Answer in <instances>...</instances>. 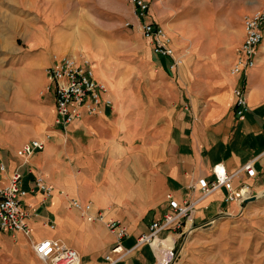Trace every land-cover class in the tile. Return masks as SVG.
<instances>
[{
	"label": "crops",
	"instance_id": "obj_1",
	"mask_svg": "<svg viewBox=\"0 0 264 264\" xmlns=\"http://www.w3.org/2000/svg\"><path fill=\"white\" fill-rule=\"evenodd\" d=\"M123 1L132 21L162 26L172 34L177 52L186 47L189 52L171 68L169 56L146 47L149 66L139 74L136 67L124 70L118 60L86 49L112 104H102L97 114L83 111L65 128L54 121V86L47 72L54 58L50 47L39 44V26L18 20L26 40L0 43L14 51L0 61H7L0 65V160L5 175L15 169L21 173L26 189L21 204L31 228L28 236L0 229V264H45L31 258L32 243L43 237L74 247L80 264H105L115 242L107 219L124 224L123 246L134 245L151 222L163 219L169 209L167 194L196 195L191 185L199 176L212 180L216 162L233 172L256 157L255 175L241 170L232 183L264 188V27L253 66L241 75L230 71L235 47L243 39V16L263 8L264 0H201L199 10L186 9L181 17L168 0H147L148 9L139 19L133 4ZM199 34L211 35L201 39ZM236 86L246 89L249 104L242 117L234 109ZM32 138L43 139L44 147L25 156L22 143ZM37 175L50 187L47 196ZM226 192L221 186L205 197L194 212L195 222L233 206L224 201ZM71 197L90 202L91 208L83 213L70 204ZM98 212L102 218L95 217ZM177 228L170 225L162 234H179ZM8 240L16 243L14 259L6 249ZM155 260L153 248L141 243L113 264Z\"/></svg>",
	"mask_w": 264,
	"mask_h": 264
},
{
	"label": "rangeland",
	"instance_id": "obj_2",
	"mask_svg": "<svg viewBox=\"0 0 264 264\" xmlns=\"http://www.w3.org/2000/svg\"><path fill=\"white\" fill-rule=\"evenodd\" d=\"M166 2L180 17L184 10L194 12L202 5L201 0ZM18 20H29L30 24L39 26L42 39L39 44L50 47L53 58L63 55L64 51L89 57L86 52L89 49L118 60L124 70L133 66L141 74L149 66L146 47H151V42L131 20L123 0H0V43L3 41V46L26 40L18 31ZM15 26L17 28L13 29ZM167 35L173 46L172 34ZM206 35L211 34H199L201 39ZM3 46H0V61L14 55V51ZM188 52V47L182 52L174 48L179 64ZM1 64L5 66L7 61ZM255 191V200L241 205L234 202L205 222L193 219L190 227L174 230L179 234L161 233L163 238L171 237L167 247H153L157 255L161 256L162 250L171 248L174 243L170 264H264V188ZM15 244L8 240L6 248L13 259ZM31 258L40 261L35 254Z\"/></svg>",
	"mask_w": 264,
	"mask_h": 264
},
{
	"label": "built area",
	"instance_id": "obj_3",
	"mask_svg": "<svg viewBox=\"0 0 264 264\" xmlns=\"http://www.w3.org/2000/svg\"><path fill=\"white\" fill-rule=\"evenodd\" d=\"M128 1L133 4L134 13L138 19L146 13L149 6L147 0ZM136 25L144 37L151 42L154 52L169 56V66L176 68L180 63V58L174 55V48L165 29L162 26L153 25L150 21L140 19L136 21ZM263 27L264 7L243 16V39L235 48V58L230 67L231 73L235 75L245 74L253 66L255 50L262 38ZM47 72L49 85L53 84L54 86L56 111L54 121L62 128H65L75 117L80 116L83 111L87 114H97L101 111L102 104H112V100L107 94L108 87L106 83L95 76L90 58L85 55H54V60L48 66ZM233 92L235 96V113L242 117L249 109L246 89L236 86L233 88ZM21 147L25 156H27L35 149H42L44 140L32 138L24 141ZM255 159L256 157L249 159L233 172H227L220 162L214 163L211 168L214 175L212 180H208L205 176H199L191 185L198 191L194 196L186 195L182 198H176L168 193L169 209L164 213L163 219L151 222L149 230L140 234L135 244L130 247L123 246L121 242L122 237L127 235L124 224L118 219H107L105 225L115 234V242L109 252L105 254V264L115 263L141 243H148L153 248L152 241L163 238L160 234L170 225L190 227L198 204L221 186L227 189L223 199L228 203L236 202L241 205L245 199L256 195V191L246 182H241L238 185L232 183L233 177L241 170H244L248 176L255 175ZM5 172V164L0 160V229L21 231L28 236L31 228L26 221L28 213L21 204V199L26 193V189L21 185V173L16 169L7 173V175H5ZM36 179L39 188L47 196L50 187L42 176L37 175ZM69 202L72 206L81 209L83 213H87L91 208L90 202L82 203L74 197H71ZM95 217L102 218V212H98ZM173 247L174 243L161 256L157 255L153 248L156 256L154 264H170L174 254ZM32 248L35 255L45 264H80L79 252L59 238L43 237L34 241Z\"/></svg>",
	"mask_w": 264,
	"mask_h": 264
},
{
	"label": "bare ground",
	"instance_id": "obj_4",
	"mask_svg": "<svg viewBox=\"0 0 264 264\" xmlns=\"http://www.w3.org/2000/svg\"><path fill=\"white\" fill-rule=\"evenodd\" d=\"M169 237H171V236H169ZM169 237H168V238H169ZM168 238L155 239V240L152 241V246H153L154 248L156 247L155 249L165 248V247H167V246H165V245L169 243ZM168 245H169V244H168ZM166 250H168V249H164V250H162V254H163V252H165ZM155 252H156V251H155Z\"/></svg>",
	"mask_w": 264,
	"mask_h": 264
},
{
	"label": "water",
	"instance_id": "obj_5",
	"mask_svg": "<svg viewBox=\"0 0 264 264\" xmlns=\"http://www.w3.org/2000/svg\"><path fill=\"white\" fill-rule=\"evenodd\" d=\"M256 198H257V195H252L250 198L245 199L244 202L252 201V200H255Z\"/></svg>",
	"mask_w": 264,
	"mask_h": 264
}]
</instances>
